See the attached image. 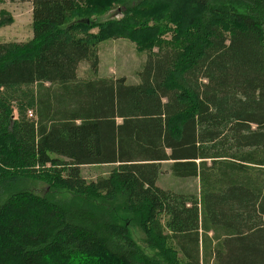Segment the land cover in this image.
<instances>
[{
    "label": "trees",
    "instance_id": "obj_1",
    "mask_svg": "<svg viewBox=\"0 0 264 264\" xmlns=\"http://www.w3.org/2000/svg\"><path fill=\"white\" fill-rule=\"evenodd\" d=\"M30 3L32 38L0 42V264H264V0ZM117 38L149 53L136 84L96 78Z\"/></svg>",
    "mask_w": 264,
    "mask_h": 264
},
{
    "label": "rangeland",
    "instance_id": "obj_2",
    "mask_svg": "<svg viewBox=\"0 0 264 264\" xmlns=\"http://www.w3.org/2000/svg\"><path fill=\"white\" fill-rule=\"evenodd\" d=\"M31 3L30 0H0V42L3 43H24L32 38L31 31ZM117 6H112L108 12L100 15L89 16L90 21L96 24L89 33L97 34L98 25L110 20H120L123 13L117 11ZM156 48L152 50L155 52ZM145 51L139 52L133 42L126 39H108L101 42L97 47L98 70L96 78L118 79L125 78L129 84L138 82V72L147 60ZM77 78L88 80L93 78L89 72V65L86 62L79 64ZM110 166H88L81 168V176L86 181H95L99 177L106 176ZM156 186L160 189L175 192L178 194H190L198 196L199 183L196 179H177L167 171V165H162V172L159 173ZM44 185L40 182L22 180L20 191H28L40 194ZM61 198L65 196L61 195ZM131 233L140 249H144L142 234L132 226Z\"/></svg>",
    "mask_w": 264,
    "mask_h": 264
}]
</instances>
